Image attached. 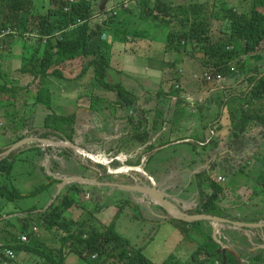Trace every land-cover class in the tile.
<instances>
[{
	"label": "trees",
	"instance_id": "16d2710c",
	"mask_svg": "<svg viewBox=\"0 0 264 264\" xmlns=\"http://www.w3.org/2000/svg\"><path fill=\"white\" fill-rule=\"evenodd\" d=\"M110 1L49 0L46 12H43L36 0H0V58L3 51L5 55L12 54L16 38L22 43L23 49L19 67L10 74L12 82L8 80L4 62L0 63V118L15 122V138L10 140L7 149L28 137L21 130L23 127L30 131L36 127L34 120L38 113L29 118L22 117L20 122L12 111L18 103L17 95L25 87L19 82L26 79V87L29 83L32 86L37 82L33 105L26 107L30 112L36 111L35 106L41 108L40 114L44 116V121L43 133L39 138L68 141L97 155L89 150V145L103 142L102 136H109L112 139L104 147V153L113 158L122 155L127 158V166H141L156 181L160 191L167 188L163 193L178 205L180 202L175 201V196L188 188L182 185L184 178L179 173L186 172L192 176L188 183L194 184V192L189 196L191 200L198 198V203L190 214H211L234 221L259 222L261 218L249 219L246 215L232 214L233 211L247 209L243 198L248 194H236L233 197L237 198L235 201L230 197V189L225 182L227 176L230 177V184H236L240 190L244 187H241L243 183L248 187L250 181L254 180L255 195L264 194V151L260 149L264 144V0H238L237 3L228 0H129L127 6L125 0L121 4L114 0V8L120 11L113 10L117 15L108 12ZM132 18L168 29L165 53L166 56L174 57L173 61L163 60L162 66L166 70L173 67L174 71L170 72L173 79L167 90L163 87L167 72L160 78L144 75L139 79V76H132L139 83L131 90L123 82L116 81L111 74L112 71L118 72L113 69L112 51L119 40L126 42L128 35L136 39L150 36L147 30L130 28L129 21ZM214 19L223 21L218 38L212 34ZM187 57L190 63H187ZM75 60L80 61V71L74 77H69L64 68ZM135 60L144 65L147 62L143 58ZM207 72L227 80L243 78L249 81L253 86L247 102H252L251 105L256 108L241 109L236 128L222 136L224 121L219 117L225 114L227 103L214 98L209 104L219 102L221 105L212 122L214 136L209 139L204 134L207 127L202 129L199 126L191 138L183 131L186 128L181 124L192 116L203 119V115L201 109L188 113L184 94L194 97L207 86L208 81L213 79ZM208 76L211 80H208ZM52 78L58 79L59 84L74 87L78 82L84 88L78 98L88 100L85 112L78 114L76 110L71 111L68 107L56 104L52 87H58ZM155 79L160 87L157 90H153L151 84H155ZM185 79H189V82L186 83ZM86 117L90 119L89 124L85 121ZM178 131H182L179 137L172 139L171 136ZM36 134L35 131L33 135ZM167 135L170 139L164 142ZM184 143L190 145L189 150L181 148ZM7 149H0V154ZM36 149L39 150L40 161L43 158L46 161L47 154L52 160V148L44 150L35 144L27 150ZM69 150L72 149L63 152ZM24 151H14L0 160V222L4 225L0 228V237L3 236L0 241V264H18V257L23 253L43 259L44 264H64L67 254L63 246L69 248V253H77L90 264H155L148 260L142 248H135L128 238L116 230V221L125 209L131 210L134 218L149 223H154L155 212L167 215L166 210L154 202L151 205L144 204V209H141L138 202L123 199L117 205L112 219L103 223L96 218V214L113 206V202L102 201L103 196L98 192L90 199L91 204H86L78 198L83 196L85 200L86 184L71 183L68 184L71 192L57 196L46 211L32 207L3 213L8 204L24 197L13 185L17 162L26 161L18 157ZM174 151H177V155ZM97 156L105 161V158ZM184 157L191 162L187 168H180L178 166ZM111 164L114 169L121 166L117 159ZM97 166L103 170L102 175L84 166L88 174L81 176L98 178L101 182L153 186L140 172H136L138 181H135L121 174L107 173L105 166ZM168 175L171 178L167 180ZM220 176L225 178V182L218 181ZM44 189L45 185H41L33 194ZM225 198L229 199L228 204L233 202L237 206L227 207L223 203ZM184 203L193 205L192 201L181 200L180 204ZM74 207L88 212L89 217L80 221L67 218L66 213ZM11 214L15 215L16 224L3 218ZM170 220L178 221L184 233L193 231L192 226L199 223L201 227L197 232L204 242L187 260L181 261L177 256L169 255L162 264H223V255L218 252L220 245L213 240V229L205 228L206 225L210 227L209 222ZM6 227L14 229L13 232L10 233ZM35 227H43L59 235L62 247L57 250L44 245L35 237ZM226 227L228 231L225 229L222 232L231 237L228 241L230 244L235 240L247 244V237L241 232L229 229V225ZM23 235L28 238L27 243L22 241ZM6 251L13 252L15 258H7ZM225 257L227 264H240L232 253H226ZM249 264H264V251L255 253Z\"/></svg>",
	"mask_w": 264,
	"mask_h": 264
},
{
	"label": "rangeland",
	"instance_id": "374dc122",
	"mask_svg": "<svg viewBox=\"0 0 264 264\" xmlns=\"http://www.w3.org/2000/svg\"><path fill=\"white\" fill-rule=\"evenodd\" d=\"M37 6L43 11L46 12V8L48 7L49 0H36ZM212 1V0H210ZM231 3H237L238 0H228ZM115 1L111 0L109 2L108 10H111V12L115 15H117L116 12H113V10H116L120 12L117 8L111 7ZM122 2V0H117V3ZM121 4V3H120ZM116 7V6H115ZM223 21L222 20H213L212 21V34L216 38L220 37L221 33L220 30L222 28ZM152 26H156L154 24H151L149 22H141L139 23V30L144 29L147 31H150V28ZM168 29L158 28L156 31V35L158 39H163L167 34ZM162 36V37H161ZM128 40L125 42L119 40L118 48L113 49V69L118 71L115 73L114 71L111 72L112 75H114L116 81L123 82L128 89L134 88V86L139 83L136 79H133L135 76H139L138 73H140V68L134 66L133 58L126 56H135L137 54L142 55V53L138 50V48L142 47V40L141 39H135L131 36H127ZM144 41V40H143ZM110 42H112V38L110 39ZM131 45V43H133ZM116 43V44H117ZM164 48V44H163ZM22 43L19 41V39H15L13 44V52L12 54L5 55L6 52L3 51V55L0 58V63L4 62V69L9 74L8 80L9 82H12V78L10 74H12L20 65V58L22 54ZM8 53V52H7ZM200 56V55H199ZM164 57L167 59V61H173V57L166 56ZM190 58L187 57V63H190L188 60ZM195 59V58H194ZM248 60V59H247ZM149 61V60H148ZM186 61V58H185ZM128 62H130L132 65H130ZM80 61L75 60L73 61L69 67L64 68L65 74L69 77H74L78 74L80 71ZM152 66H154L152 64ZM184 66V63H183ZM183 66L181 67L183 69ZM151 67V66H150ZM193 68V67H192ZM198 70V69H197ZM167 76L165 77V81L163 83V87L165 90H167L170 86V81L173 79V75H170V72H173V67H168L166 70ZM208 74L212 75L211 72H207ZM149 75V74H147ZM133 76V77H132ZM198 76V75H196ZM213 79L211 81H208L207 86H203L204 88L201 89L198 94H196L194 97H189L187 94H184L186 96L187 100V106L186 109L188 113H193L194 109L200 111L201 109L203 119L202 117L196 118V116L190 117L189 121H185L181 124V126L185 127L186 129H183L187 135H189L192 138V135L196 132V129L200 128L205 129L204 133L207 135V137L210 139L214 136V131H212V122L214 121V114L217 113L218 107H220L219 102H212L209 104L210 101H212L214 98H217L218 100L222 99L227 103L226 109L224 111V115L219 117L222 118L224 121V129L223 132H221L224 136L225 133H228L229 131H232L235 129L236 124L238 123L239 118L241 117V109L250 110L254 107L252 106V102H247V100L250 97V89L252 88V84L249 81L242 80H227L225 78H218L214 75H212ZM54 83H58V79L52 78ZM139 79L140 76H139ZM190 79V78H189ZM189 79H185L184 81L186 83L189 82ZM152 82V87L154 89L160 88L159 85ZM207 81V80H206ZM27 80L23 79L21 83L22 86H25L24 89L22 88V91L17 95L18 103L14 107V110L12 111L13 114L16 113V118L18 121L24 118L32 117L35 113H38L35 122L34 129L26 130L25 127H23L21 130H23L24 133L28 134V137L33 138H39L40 134L43 133L42 124L44 121V116L40 114V106L36 107V111H27V105H33V94L36 91V83H33L32 86L27 85ZM63 83V82H61ZM206 83V82H205ZM77 86L73 85H60L59 88L52 87V89L55 91L54 96L56 99V104H61L64 107H68L71 111L76 110L78 114H81L85 112V106H88V100L87 99H79L78 95L81 91L84 90L82 86L79 85V83H76ZM137 86V85H136ZM221 101V100H220ZM203 106V107H201ZM208 108V109H207ZM174 109V107H173ZM172 109V111H173ZM206 109V110H205ZM38 110V111H37ZM170 112V115L173 114V112ZM211 112V113H210ZM189 116V115H188ZM189 118V117H188ZM207 118V119H206ZM16 120V121H17ZM12 120H4L2 117L0 118V149L5 150L7 149V145L9 144L10 140H13V125L15 122H11ZM17 121V122H18ZM85 121L89 124L90 119L86 117ZM16 122V123H17ZM22 122V121H20ZM201 122V123H198ZM13 123V124H12ZM87 128V125L85 126ZM20 130V131H21ZM36 135H33L35 133ZM237 131V130H236ZM235 131V132H236ZM22 132V133H23ZM182 131H178L175 134H173L171 137L172 139H175L176 137H179V133ZM217 133V132H216ZM165 134V133H164ZM210 134V136H209ZM103 142L93 143L89 145V150L93 151L97 155L105 158L106 164L97 163L92 161L91 159L83 156L82 154L78 153L75 149L73 150L71 147H62V146H51L49 148H52V160L50 161V155L47 154L46 161L41 160L40 161V154L39 150H27L28 148H31L32 145H37L41 147V143H31L27 144L24 147L18 149L22 150L25 149L24 152L19 153V158H25L26 161H19L17 162V165L14 170V179H13V185L22 193L24 196L22 199L17 200L15 203L8 204L5 208L3 213H7L10 211H14L17 209H27L36 207L38 211H46L49 207V204L55 199V197L59 195H63L66 193L71 192V190L68 188V185H66L64 188H62V191L58 193V189L60 186L61 181L56 179L57 178H63L68 177L72 175L81 176L83 174H86L87 171L83 168L84 166H87L91 169L96 170L100 175L103 174V170L98 167L97 165L105 166L107 169V173H121V175H124L125 177H129L131 179H134L135 181H138V177L136 176V170H123L127 166V163L123 165V160L125 157L117 158V160L120 162L121 167L116 171L111 166V158L110 155H107L104 153V147L107 145V142L111 140L112 138L109 136H102ZM114 138V137H113ZM157 138V137H156ZM170 137L167 135L165 137V141H168ZM51 142L60 144L63 142L68 141H59L54 138L49 139ZM81 140V139H80ZM159 143H161V139L158 140ZM40 144V145H39ZM68 148H71L72 150L63 152V150H66ZM181 148L185 150H189L190 145L188 143L182 144ZM262 151H264V144L261 146ZM259 149V150H260ZM180 150V149H179ZM17 151V150H16ZM175 155H177V151H174ZM174 153L171 155L174 156ZM146 160V157H145ZM58 162V164H57ZM181 164L178 166L180 168H187L190 164L189 159H185V157L180 161ZM143 164V162H142ZM171 165V164H170ZM124 166V167H123ZM138 168V167H137ZM112 169V170H111ZM141 169V168H139ZM221 172V171H219ZM146 179L148 178L149 181L154 184L153 182H156L153 180H150L151 177L147 175L146 172H144V169L140 171ZM88 174V173H87ZM171 176H173L170 173ZM182 178H184V182L182 185H186L188 188L186 190H183V193H177V195L181 196L178 197L176 194V198L178 199H184L188 202L191 201L192 197L189 196V194L194 192V184H189L188 179H192V176H188L186 172L179 173ZM171 178L168 175L167 180ZM238 179H241V177H238ZM255 179V178H253ZM55 180L58 182L56 183ZM231 178L227 176V182L226 185L230 189L229 194L230 197H235L236 194H252L253 191L250 190L249 187H247V184L243 183L241 185L240 190L236 188V184H230ZM195 183V182H194ZM45 185V189L43 192H38L33 194V191L41 186ZM85 185V184H84ZM230 185V186H229ZM226 186V187H227ZM92 185H86V193H85V200L83 199V196L78 197L79 199L83 200L84 203L91 204L90 199L92 196L96 193H100L102 197V201L108 202L111 200L113 202V206L109 207L107 210L103 211L102 213L96 214V218L103 222L108 223L115 212L118 209V204L123 199H131L132 201L138 202L141 209H144V204H153V201L147 200V198L144 197L143 194H139V192H132L128 190H122L118 188H109L104 187H98L96 189L93 188ZM256 187H254L255 190ZM167 190V188H165ZM165 189H163V192H165ZM64 191V193H63ZM264 191L262 192V194ZM58 195V196H59ZM200 199V197H199ZM170 200V199H169ZM184 200H182L184 202ZM55 202V201H54ZM223 203H227V199L225 198L223 200ZM1 204V201H0ZM155 204V203H154ZM178 205V204H177ZM18 207V208H15ZM179 206V205H178ZM48 207L46 210L45 208ZM180 207V206H179ZM42 208V209H41ZM90 208V207H89ZM182 210H184L185 204H182L180 207ZM130 212H132L130 210ZM128 209H125L124 212L120 215V217L117 219L116 223V230L124 237L128 238L131 244L135 248H142L144 255L153 261L155 264H162L166 258H168L169 255H175L178 258H180L181 261H185L188 259L191 253L194 252V250L201 245L203 241V237L197 232L200 230L199 223H195L196 225L192 226L193 231L190 230L188 233H184L179 225V222L176 220H170V221H161L157 225L152 222H145L144 220L134 218L133 214H131ZM160 215L162 218H166V215L164 213L155 212L153 214L154 217H158ZM15 215H5L3 218L5 221L12 220L13 224H16ZM66 217L70 218L74 221H80L82 219H87L89 217L88 212L78 209V208H72L66 213ZM4 225H2V222H0V228H2ZM9 228H11L9 226ZM7 229V227H6ZM4 230V229H2ZM10 233L13 232L14 229H7ZM35 232V237L40 240L44 245H48L51 248L59 249L62 247L61 241L59 239V235H55L50 233L47 229L43 227H35L33 229ZM195 232V233H194ZM7 233V232H5ZM61 234V232H60ZM62 234H65L63 232ZM3 237V236H2ZM0 237V241L2 240ZM64 247V253L67 254L66 261H64V264H90L85 261H83L77 253L71 252L69 253V248L67 246ZM43 259L39 257H35L33 255L28 254H21L18 257V264H44ZM115 264V262H114Z\"/></svg>",
	"mask_w": 264,
	"mask_h": 264
},
{
	"label": "crops",
	"instance_id": "0c3cea01",
	"mask_svg": "<svg viewBox=\"0 0 264 264\" xmlns=\"http://www.w3.org/2000/svg\"><path fill=\"white\" fill-rule=\"evenodd\" d=\"M115 6L116 5L114 2L111 7H115ZM139 23H140L139 20L132 18L129 21V24H130L129 27L132 29H138L139 30ZM157 30H158L157 26H152L150 28V31H149L150 32L149 38L147 37V39H141L142 40V47L138 48V50L142 53V55L137 54L135 56H126V58L127 57L133 58V61H134L133 65L140 68V73H138V75L140 77L149 74L148 75L149 77L160 78L167 72L166 68H164L162 66L163 60L166 59L164 57V55H166V53H165V37L163 39H158L157 35H156ZM133 44H134V42L131 43V45H133ZM163 44H164V48H163ZM118 47L119 46L117 43L115 45V48H118ZM135 58L146 59V61H147L146 65L136 61ZM128 63L130 65H132L130 62H128ZM152 64L154 66H152ZM56 85L59 88V86L62 84L57 83ZM58 105H59V103H58ZM60 106H62V105L60 104ZM250 179H252V178H250ZM255 185H256V182L254 180H251L250 184H248V187L250 188V190L255 191L254 190ZM233 199L236 201L237 198H233ZM181 200H184V199H181ZM228 200L229 199H227V202H228ZM243 200L246 202L247 209L244 211H233L232 214L236 215V216L246 215L249 219L261 218V220L259 222L240 221V222H244V223L259 224V225L256 227H252V228L240 229V228H235V226H232L230 224H223L222 227L220 228L218 239L220 242H223L224 244L232 247L241 256L244 264H249L250 260L253 258L255 253H260L261 251H264V194L262 196H257V195H255V192H253L252 195L248 194L246 197L243 198ZM191 201L193 202V200H191ZM184 202H187V201L184 200ZM226 206L234 208L237 205H236V203L233 205V202H231L230 204L226 203ZM226 219H229V218H226ZM232 221H234V219ZM235 221H237V220H235ZM213 225H214V223H210V227L206 225L205 228L206 229H208V228L213 229ZM226 225H229V227H228L229 229H232L233 231H239V232H241V234L243 236L247 237V244H242V242H241L242 240H235L232 242V244H230L228 241L230 240L231 237L222 232V230H225V229L227 230ZM227 231H226V233H227ZM220 249H221V247H220Z\"/></svg>",
	"mask_w": 264,
	"mask_h": 264
},
{
	"label": "water",
	"instance_id": "95a60500",
	"mask_svg": "<svg viewBox=\"0 0 264 264\" xmlns=\"http://www.w3.org/2000/svg\"><path fill=\"white\" fill-rule=\"evenodd\" d=\"M31 143H41V148L46 150L48 147H51V141L48 139H43V138H33V137H26L12 146H10L6 151L0 154V160H3L4 158L8 157L11 153L14 151L24 147L27 144ZM70 143V142H69ZM73 144V143H71ZM40 145V144H39ZM81 148V147H80ZM74 150V148H72ZM84 149V148H83ZM90 159V158H89ZM140 169L139 171H141ZM56 179L60 180V186L58 189V193L62 191V188H64L66 185L71 184V183H79V184H86V185H92V186H97V187H111V188H118L122 190H128L132 192H139L143 194L144 196H147L152 199V201L155 204L160 205L163 207L167 212L169 217L165 218L164 221H169L172 218L182 220L188 223L191 222H196V221H207L210 223H214L213 225V239L219 243L221 246V249L218 251L223 255V264H227L226 261V253H233L240 264H244L241 256L230 246L224 244L223 242H220L218 239L219 231L220 228L222 227L223 224H230L235 226V228H252L256 227L259 224H250V223H244V222H237V221H232L223 217L211 215V214H189L188 212L182 210L176 203L173 201L169 200L165 194L160 191L156 185L153 184L152 187L144 186V185H139V184H118L114 182H101L99 181L98 178H88V177H83V176H68V177H63V178H57ZM59 195V194H58ZM57 195V196H58ZM55 197V199L57 198ZM55 199L49 204L48 207H50ZM46 207L45 210L48 208Z\"/></svg>",
	"mask_w": 264,
	"mask_h": 264
},
{
	"label": "bare ground",
	"instance_id": "6f19581e",
	"mask_svg": "<svg viewBox=\"0 0 264 264\" xmlns=\"http://www.w3.org/2000/svg\"><path fill=\"white\" fill-rule=\"evenodd\" d=\"M52 146H62V147H71V148H74L78 153L82 154L83 156L85 157H88L90 159H92L93 161L95 162H98V163H102V164H106L107 162L106 161H102L100 160V158L97 156V155H94L92 153H90L89 151L83 149V148H80V146H77L76 144H71L69 142H63V143H60V144H57V143H54L52 142L51 143ZM123 170H136V171H139L140 169L137 168V167H125V169L123 168ZM154 184H156V182H153Z\"/></svg>",
	"mask_w": 264,
	"mask_h": 264
},
{
	"label": "flooded vegetation",
	"instance_id": "af4514ba",
	"mask_svg": "<svg viewBox=\"0 0 264 264\" xmlns=\"http://www.w3.org/2000/svg\"><path fill=\"white\" fill-rule=\"evenodd\" d=\"M132 168H134V167H132ZM166 195V194H165ZM166 197L168 198V196L166 195ZM168 199H170V198H168ZM175 201H177V202H180L181 203V200L180 199H178V198H176L175 199ZM179 203V205H180V207H181V205L182 204H180ZM193 205L192 206H189V205H185V207L186 208H184V211H186V212H188L189 214H190V212L191 211H194L196 208H197V206L195 207V204L194 203H192ZM166 213H167V215L166 216H168V212L166 211ZM193 214V213H192ZM158 216H160V215H158ZM156 219V220H155ZM164 221V218H162L161 216L160 217H154V223L157 225L159 222H161V221Z\"/></svg>",
	"mask_w": 264,
	"mask_h": 264
},
{
	"label": "clouds",
	"instance_id": "9594fccd",
	"mask_svg": "<svg viewBox=\"0 0 264 264\" xmlns=\"http://www.w3.org/2000/svg\"><path fill=\"white\" fill-rule=\"evenodd\" d=\"M121 157H123V156H122V155H118L116 158H113V157H112V158H111V159H112V160H111V163H112L114 160H116L117 158H121ZM126 161H127V159L125 158V159L123 160V165L126 164ZM120 167H121V166H120ZM120 167H119V168H120ZM123 167H124V166H123ZM128 167H131V166L128 165ZM138 167H140V168L142 169L141 166H138ZM119 168H118V169H119ZM113 169H114V168H113ZM118 169H114V170L111 169V170L114 171V172H116ZM139 172H140V171H139ZM114 174H116V173H114ZM117 174H121V173H117ZM220 177H223V176H220ZM223 178H224V177H223ZM150 180H153V179L150 178ZM218 181H219V178H218ZM219 182H225V180H224V181H219ZM152 185H153V184H152ZM154 185H156V184H154ZM110 188H111V187H110ZM197 201H198V198L195 197V198L193 199V202H192V203L195 204V207H196V205H197V203H198ZM193 214H197V213H193ZM223 218H224V217H223ZM237 222H240V221H237ZM209 223H210V222H209ZM232 226H233V225H232ZM212 236H213V233H212ZM213 240H214V239H213ZM28 241H29V240H28ZM28 241H27V242H28ZM27 242H26V243H27ZM214 242H216V241L214 240ZM216 243H217V242H216ZM217 244H219V243H217ZM220 247H221V246H220ZM227 253H228V252H227ZM239 263H240V262H239Z\"/></svg>",
	"mask_w": 264,
	"mask_h": 264
},
{
	"label": "built area",
	"instance_id": "2783aa9c",
	"mask_svg": "<svg viewBox=\"0 0 264 264\" xmlns=\"http://www.w3.org/2000/svg\"><path fill=\"white\" fill-rule=\"evenodd\" d=\"M128 2H129V0H125V6L128 5ZM108 12L111 15V13H112L111 10H108ZM104 16H105V14H104ZM218 78H221V77H218ZM208 80H211L210 76H208ZM224 180H225V178L219 177V181H224ZM22 241L27 242L28 238L25 235H23L22 236ZM5 254H6L7 258H10V259H14L15 258V255L11 251H6Z\"/></svg>",
	"mask_w": 264,
	"mask_h": 264
}]
</instances>
